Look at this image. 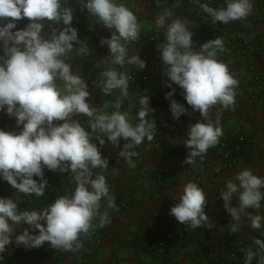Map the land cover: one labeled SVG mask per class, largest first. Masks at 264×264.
Segmentation results:
<instances>
[{
	"label": "clouds",
	"instance_id": "clouds-1",
	"mask_svg": "<svg viewBox=\"0 0 264 264\" xmlns=\"http://www.w3.org/2000/svg\"><path fill=\"white\" fill-rule=\"evenodd\" d=\"M98 23L112 30L111 38L101 40L109 48L105 63L119 66L146 67L139 55H129L124 42L136 41L140 24L136 14L123 0H78ZM157 4L163 0H156ZM211 17V21L227 25L236 20H245L253 11V0H225V6L212 7L201 0H191ZM11 18V19H8ZM28 18L26 27L17 29V21ZM73 9L67 0H0V111L16 118L19 131L0 128V179L7 181L16 193L42 197L48 187L44 169L69 172L75 182L71 195L58 196L40 210L21 209L18 197H0V262L8 245L13 243L26 248H39L49 242L53 249L75 252L82 247V237L91 234L96 227L110 222L109 209H116L114 197L103 174L96 169H106L109 160L93 142L106 140L118 148L119 155L131 161L137 156L135 150L147 141H152L157 129L155 120L148 119L154 112L150 97L138 95L139 110L135 122L127 112L120 111L124 99L129 97V74L109 67L102 72L101 88L105 96L118 90L115 111L104 112L93 106L88 97V85L75 74L67 62L74 51L88 55V47L81 43L78 30L72 26ZM8 22L3 23L2 21ZM53 27L45 36V23ZM158 29L163 28L164 41L158 45L169 78V87L175 83L193 111H199L203 119L187 128L183 143L189 153L184 161L194 164L215 147L223 135L220 124L222 112L215 120L210 115L213 106L228 109L235 104V89L238 80L229 71L228 65L219 60L218 53L225 48L220 37L208 40L193 49V31L186 21L172 18L165 10L155 19ZM77 44L79 47H77ZM59 81L60 83H57ZM175 88L167 93L171 97ZM173 118L188 113V108L171 99ZM88 118L86 129L75 115ZM121 141L123 145L121 147ZM35 177H39L37 180ZM225 209L233 223L230 232L240 228L242 217H247L250 227L264 236V215L252 214L249 209L259 210L264 202V176L243 168L226 182L221 191ZM238 205L233 206V198ZM102 202L104 208L102 210ZM208 203L204 190L195 182L183 186L178 202L170 209L180 224L197 229L205 224L211 228L205 206ZM23 231H17V226ZM38 230V234L37 231ZM255 250H245L244 264H264V239L254 240Z\"/></svg>",
	"mask_w": 264,
	"mask_h": 264
},
{
	"label": "crops",
	"instance_id": "crops-1",
	"mask_svg": "<svg viewBox=\"0 0 264 264\" xmlns=\"http://www.w3.org/2000/svg\"><path fill=\"white\" fill-rule=\"evenodd\" d=\"M137 16L140 35L136 41L124 42L129 55H139L146 61V67L119 66L105 63L110 55L106 44L101 40L111 38L113 32L88 12L78 0L67 1L73 9L75 19L83 22L85 36L83 44L88 47V55L81 56L75 51L67 62L73 66L88 85L90 103L104 112L115 111V102L119 91L105 96L101 88L102 72L109 67L129 74V97L124 99L120 111L127 112L135 122L139 110L138 95L150 97L151 107L148 119L155 120L156 134L152 141H147L135 150L138 155L131 161L119 155L121 148L107 141L99 145V139L93 136L104 157L109 160L106 169H96L95 174L106 177L110 194L114 197L116 209H109L110 222L104 227H96L94 221L91 234L82 237V247L75 252L53 249L49 242L39 248H26L13 243L5 251L4 261L0 264H244L245 250L256 249L254 240L264 239L260 231L250 227L247 217H242L239 231L230 232L233 223L230 213L224 207L221 191L226 182L243 168L251 169L254 174L264 176V0H253V11L245 20H236L227 25L211 21V17L191 0H123ZM212 7L225 6V0H201ZM165 10L172 13V18L186 21L193 31V49L208 40L220 37L225 44L218 59L228 65L229 71L238 80L235 89V104L228 109L213 106L210 115L213 120L222 112L221 127L223 135L238 133L245 140L241 145L240 161L228 167L222 156L220 142L208 150L204 157L197 158L194 164H186L189 150L183 143L187 128L203 119L199 111H193L187 104L183 90L175 89L171 99L188 108V113L179 120L173 118L170 111L171 99L167 93L172 91L175 83L169 87V78L158 45L165 39L163 28L158 29L155 19ZM11 19V18H8ZM8 22L7 20L2 21ZM30 22L28 18L17 21V29L24 28ZM62 29L63 24L45 23L43 34H51L52 28ZM154 40H151V39ZM78 47V46H77ZM2 54V49H0ZM260 77V82L255 78ZM57 83H60L57 81ZM88 128V118L75 115ZM6 122L13 131H19L15 117L6 110L0 111V123ZM123 141H121V147ZM48 187L42 197L25 196L16 193L11 185L0 179V197H18L19 207L28 210H40L47 207L58 196L71 195L75 191V182L69 172L44 169ZM40 178L38 177V180ZM188 182L197 183L205 192L208 213L212 227L206 224L197 229L180 224L170 215V209L178 202L183 186ZM238 205V198L232 200ZM104 202H102V210ZM252 214L264 215V202L259 210L249 209ZM17 226V231H23ZM184 227V237L179 236ZM37 234H38V230ZM164 243V251L153 249V244ZM215 256V257H214ZM258 257L253 258L257 264Z\"/></svg>",
	"mask_w": 264,
	"mask_h": 264
},
{
	"label": "built area",
	"instance_id": "built-area-1",
	"mask_svg": "<svg viewBox=\"0 0 264 264\" xmlns=\"http://www.w3.org/2000/svg\"><path fill=\"white\" fill-rule=\"evenodd\" d=\"M67 1H69V0H67ZM74 27L77 28L79 38L81 40V43H83L85 31L83 29V22L80 18L75 19ZM151 40H154V39L152 38ZM77 46L79 47L78 44H77ZM255 80L260 82L261 78L256 77ZM174 88L179 89V86L175 85ZM88 130L91 131L90 129H88ZM244 140H245L244 136L240 135L236 132L231 133L229 135L226 134V135L222 136L220 148H221L222 156L226 160L228 167H233L239 163L241 145L244 142ZM104 145L105 144L100 145V146H104ZM185 233H186V229L184 227H182L179 231V236L182 238V237H184ZM152 247L154 250L164 251L167 248V245L164 243H155V244H153Z\"/></svg>",
	"mask_w": 264,
	"mask_h": 264
},
{
	"label": "trees",
	"instance_id": "trees-1",
	"mask_svg": "<svg viewBox=\"0 0 264 264\" xmlns=\"http://www.w3.org/2000/svg\"><path fill=\"white\" fill-rule=\"evenodd\" d=\"M0 128H3L6 131H13L12 128L4 121L0 123ZM38 180V177H35Z\"/></svg>",
	"mask_w": 264,
	"mask_h": 264
}]
</instances>
